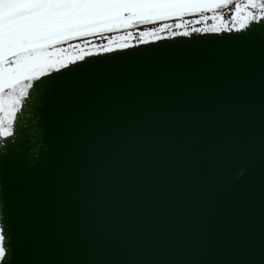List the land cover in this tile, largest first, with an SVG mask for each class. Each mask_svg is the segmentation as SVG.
Instances as JSON below:
<instances>
[{
  "label": "water",
  "instance_id": "obj_1",
  "mask_svg": "<svg viewBox=\"0 0 264 264\" xmlns=\"http://www.w3.org/2000/svg\"><path fill=\"white\" fill-rule=\"evenodd\" d=\"M17 147L26 179L4 198L18 264H264L258 30L137 47L44 81Z\"/></svg>",
  "mask_w": 264,
  "mask_h": 264
},
{
  "label": "snow or ice",
  "instance_id": "obj_2",
  "mask_svg": "<svg viewBox=\"0 0 264 264\" xmlns=\"http://www.w3.org/2000/svg\"><path fill=\"white\" fill-rule=\"evenodd\" d=\"M257 30L264 39V0H0V264H18L4 189L26 179L21 117L44 81L137 47Z\"/></svg>",
  "mask_w": 264,
  "mask_h": 264
},
{
  "label": "rangeland",
  "instance_id": "obj_3",
  "mask_svg": "<svg viewBox=\"0 0 264 264\" xmlns=\"http://www.w3.org/2000/svg\"><path fill=\"white\" fill-rule=\"evenodd\" d=\"M238 2H242V0H238ZM230 7H232V5L230 4Z\"/></svg>",
  "mask_w": 264,
  "mask_h": 264
}]
</instances>
